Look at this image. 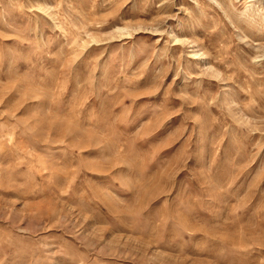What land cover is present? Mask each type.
<instances>
[{
    "label": "rangeland",
    "instance_id": "rangeland-1",
    "mask_svg": "<svg viewBox=\"0 0 264 264\" xmlns=\"http://www.w3.org/2000/svg\"><path fill=\"white\" fill-rule=\"evenodd\" d=\"M0 264H264V0H0Z\"/></svg>",
    "mask_w": 264,
    "mask_h": 264
}]
</instances>
